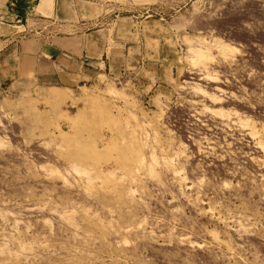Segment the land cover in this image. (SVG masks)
Masks as SVG:
<instances>
[{
	"label": "rangeland",
	"instance_id": "rangeland-1",
	"mask_svg": "<svg viewBox=\"0 0 264 264\" xmlns=\"http://www.w3.org/2000/svg\"><path fill=\"white\" fill-rule=\"evenodd\" d=\"M86 1L102 76L1 112L0 264H264V0Z\"/></svg>",
	"mask_w": 264,
	"mask_h": 264
},
{
	"label": "crops",
	"instance_id": "crops-1",
	"mask_svg": "<svg viewBox=\"0 0 264 264\" xmlns=\"http://www.w3.org/2000/svg\"><path fill=\"white\" fill-rule=\"evenodd\" d=\"M96 4L0 0V116L26 93L73 90L102 76L106 42L104 28H94L103 25L93 13Z\"/></svg>",
	"mask_w": 264,
	"mask_h": 264
},
{
	"label": "bare ground",
	"instance_id": "bare-ground-1",
	"mask_svg": "<svg viewBox=\"0 0 264 264\" xmlns=\"http://www.w3.org/2000/svg\"><path fill=\"white\" fill-rule=\"evenodd\" d=\"M44 89H46V88H44ZM54 92H50V94H51V96H53L54 94H53ZM49 95V94H48ZM42 96V95H41Z\"/></svg>",
	"mask_w": 264,
	"mask_h": 264
}]
</instances>
